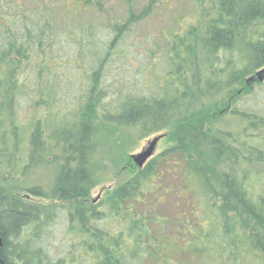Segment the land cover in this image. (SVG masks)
Wrapping results in <instances>:
<instances>
[{"label":"trees","instance_id":"16d2710c","mask_svg":"<svg viewBox=\"0 0 264 264\" xmlns=\"http://www.w3.org/2000/svg\"><path fill=\"white\" fill-rule=\"evenodd\" d=\"M28 1L30 6L25 5ZM64 1L0 0V70L4 69L0 114L6 110L10 116L14 100L36 92L24 81L30 78L23 76L25 71L18 75L20 67L30 69V74L40 68V76L44 69L34 62L44 63L60 39L69 44L72 39L80 43L90 38L86 21L78 18L86 9L68 10L71 14L66 23L54 16L51 8ZM72 1L87 7L91 3ZM197 3L199 24L188 28L182 37L171 38L161 51L173 70L166 86L155 95H120L112 97L106 107H97L101 121L115 128H135L142 137L175 128L181 136L173 135L172 146L125 183L107 191L97 204L88 201L90 176L82 166L56 169L47 193L29 190L32 197L62 203L67 211L66 234L77 241L56 261L37 244L43 237L47 239L50 225L59 221V208L28 202L5 188V178L1 179L0 264H264V185L256 187L261 178L264 180V114L236 107L241 94H250L247 85L252 78L257 76L259 82L264 74L259 73L264 69V0ZM148 15L147 11L135 15L128 8V25L115 26L114 32L112 28V50L117 49L128 27ZM84 46L79 49L82 53L95 48V54H103L97 45ZM233 54L238 60L232 62ZM228 57L225 68L219 69L218 63ZM98 63L100 74L104 73V63ZM51 87L46 84L41 93V104L47 107L45 125L38 122L29 136L31 162L47 140L71 145L91 129L82 109L79 117L54 111L56 93ZM55 115L64 117L57 122ZM230 121L244 127L232 131ZM198 149L206 151L211 169L200 160L203 156L196 154ZM170 164L177 167L170 170ZM169 171L181 175L184 189L162 188L161 179L176 178ZM185 191L193 195L189 205L198 206L195 213L201 221L196 226L202 221L208 224L197 241L187 227L189 222L183 234L168 236L166 227L176 217L153 213L151 208L155 206L152 202L161 204L163 198L166 201L173 193ZM148 198L153 199L150 207L145 204ZM183 238L191 241L189 248L177 245Z\"/></svg>","mask_w":264,"mask_h":264},{"label":"rangeland","instance_id":"374dc122","mask_svg":"<svg viewBox=\"0 0 264 264\" xmlns=\"http://www.w3.org/2000/svg\"><path fill=\"white\" fill-rule=\"evenodd\" d=\"M30 4V1L25 3L27 6ZM197 4V0H91L89 8L81 1L74 4L72 0H65L64 3H56L51 8L54 16L56 15L63 23H66L65 20L70 17L71 10L86 9V12H80L82 18H78L86 21L84 23L89 30L90 40L85 37L83 38L85 41L80 40V43H77L72 39L68 44L60 39L59 45L56 44L54 47L53 55L48 57L44 63L34 62L44 69L40 76H38L40 68L30 74V69L26 70L22 63L23 66L18 70V75L25 71L23 76L30 78L29 81H27L28 78L24 81L27 85L29 84L28 86H33L36 92L34 95L27 92L26 96L19 98L20 100H14L10 116L6 110L0 114V139L3 140V143L0 141V184L1 179L5 178L3 184L13 194L24 197L28 202L36 205H53L59 208L56 212L60 213L59 221L50 225L47 239L43 237L42 241L37 244L38 248H42L44 254L54 261L63 258L70 245L73 246L77 241L74 236L70 237L66 234L68 230L65 220L67 211L62 203L36 199L28 194V191L38 189L47 193L56 169L61 166L66 168L82 166L86 168L90 176L91 188L88 201L97 204L103 200L107 191L118 184L125 183L137 170H141L149 161L172 146L173 135L181 136V133H176L175 128L142 137L135 131V128H115L103 123L97 107L98 105L106 107L108 102H113L110 100L112 97L116 98L120 95L122 97L127 94L136 97L155 95L166 86L172 77L170 74L172 69H169L168 57L161 51L168 47L171 38L182 37L188 28L199 24ZM128 8H132L135 15L145 11L149 15L144 20L128 27L118 41L117 49L112 50L113 32L114 28H117L115 26L128 25L125 24L128 18ZM68 10L70 12H67ZM86 41L88 43L85 44ZM95 45L98 47V52L103 53L101 56L95 54V48H92ZM83 46L92 49L82 53L79 49L81 50ZM237 58V55L234 56L232 62L238 60ZM99 60L104 63L102 66L105 72L101 74L97 66ZM228 60L230 57L227 60L222 59L217 67L224 69ZM93 62L97 64L93 65ZM260 72H264V69ZM3 74L4 69L0 70V79ZM257 78V76L254 77L255 80L252 78L247 85L250 94H241L243 96L238 99L236 104L238 110L260 111L264 114V74L259 82L256 81ZM46 84H52L51 88L56 93V101L52 105V108L56 106L54 111L59 115L71 113L74 116L78 114L77 117H79L82 109L85 115L83 119L91 129L71 145L47 140L45 146L38 151V157L33 158L31 162L29 136L38 122H42V126L45 125L43 118L46 117L47 107L41 104V93ZM242 91L241 89L240 92ZM61 117L64 116L55 115L56 121H61ZM69 117L73 118L72 115ZM59 126L62 125L59 124ZM239 127L242 129L244 125L235 121H230L228 124V128L232 131ZM45 128L46 126L43 129ZM249 134L248 132L245 135ZM156 138L158 141L152 156L141 167H138L131 157L145 151L148 143ZM196 154H201L203 157L199 156L202 158L200 160L211 169L206 151L198 149ZM175 167H177L176 164H170L167 168L174 170ZM250 170L253 174V170ZM169 174L176 175V178H169L167 175L168 179H161L159 183L162 188L184 189L181 175H177V171L175 173L169 171ZM9 177L13 181L8 180ZM260 180L262 181L258 182L256 187L264 185V180L262 178ZM183 193H173L167 197L166 201L164 198L160 200L161 204L152 202L155 206L151 208L154 210L153 213H161L170 219L176 217L174 223H169L166 227L165 232L168 236H174L176 232L183 234L186 223L189 222L187 227L190 232L193 230L197 241L202 229L203 231L208 229V224L202 221L200 226H196L198 221H201L198 213H195L198 206L197 204L189 205L193 200L192 193L188 191ZM152 200L151 198L146 200L147 207H150ZM194 213L196 216L192 218L191 215ZM217 227L219 229V225ZM182 240L184 241H178L177 245L189 248L191 241L189 242L187 238ZM197 256H199L197 260L200 261L199 250ZM183 257L186 258V255ZM189 260L191 262L192 257ZM207 261L210 262L209 259ZM224 264H232V262L227 261Z\"/></svg>","mask_w":264,"mask_h":264},{"label":"water","instance_id":"95a60500","mask_svg":"<svg viewBox=\"0 0 264 264\" xmlns=\"http://www.w3.org/2000/svg\"><path fill=\"white\" fill-rule=\"evenodd\" d=\"M157 141H158L157 138L153 139L150 143H148V148L145 151H143L141 154L137 156L131 157V159L134 161V163L137 164L138 167H141L144 164V162H146L147 159H149L152 156Z\"/></svg>","mask_w":264,"mask_h":264},{"label":"flooded vegetation","instance_id":"af4514ba","mask_svg":"<svg viewBox=\"0 0 264 264\" xmlns=\"http://www.w3.org/2000/svg\"><path fill=\"white\" fill-rule=\"evenodd\" d=\"M0 247H1V244H0Z\"/></svg>","mask_w":264,"mask_h":264}]
</instances>
